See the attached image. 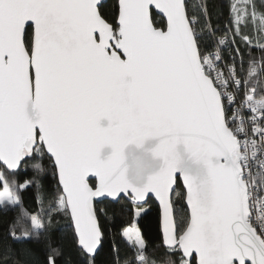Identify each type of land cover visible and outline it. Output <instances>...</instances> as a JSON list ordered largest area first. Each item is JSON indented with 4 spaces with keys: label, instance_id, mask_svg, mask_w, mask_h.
Masks as SVG:
<instances>
[{
    "label": "snow or ice",
    "instance_id": "obj_1",
    "mask_svg": "<svg viewBox=\"0 0 264 264\" xmlns=\"http://www.w3.org/2000/svg\"><path fill=\"white\" fill-rule=\"evenodd\" d=\"M0 189V264H264V0H0Z\"/></svg>",
    "mask_w": 264,
    "mask_h": 264
},
{
    "label": "trees",
    "instance_id": "obj_2",
    "mask_svg": "<svg viewBox=\"0 0 264 264\" xmlns=\"http://www.w3.org/2000/svg\"><path fill=\"white\" fill-rule=\"evenodd\" d=\"M112 0H108L107 3H111ZM193 7L200 11L201 9L207 11L210 14L211 22L219 29H223L227 24V13H228V3L229 0H190ZM239 2V0H237ZM259 57V53H255ZM2 190V189H0ZM39 200L36 198L34 192H28L25 194V205L26 208L30 209L32 212L39 210ZM117 215L114 218H110L106 224V227L110 231L109 239L105 244V249L101 252L98 258V264H104L105 257L109 254V248L113 244L119 245L121 249V255L129 253L125 241L126 237H122L123 230L132 226L135 221H137L138 227L141 229L142 234L145 237H155L159 230V219L157 213L153 210L144 217L142 220L134 219L130 214L120 213L119 205L115 206ZM7 217L0 216V229L3 228L7 221ZM63 223V222H61ZM68 231L66 228L59 232V237H63L64 233ZM128 244H131L128 241ZM37 249H40L41 245H35Z\"/></svg>",
    "mask_w": 264,
    "mask_h": 264
},
{
    "label": "rangeland",
    "instance_id": "obj_3",
    "mask_svg": "<svg viewBox=\"0 0 264 264\" xmlns=\"http://www.w3.org/2000/svg\"><path fill=\"white\" fill-rule=\"evenodd\" d=\"M130 227H138V225H137V221H135L134 222V224L132 225V226H130ZM127 239V238H126ZM130 243H131V241H129Z\"/></svg>",
    "mask_w": 264,
    "mask_h": 264
},
{
    "label": "water",
    "instance_id": "obj_4",
    "mask_svg": "<svg viewBox=\"0 0 264 264\" xmlns=\"http://www.w3.org/2000/svg\"><path fill=\"white\" fill-rule=\"evenodd\" d=\"M108 0H106V2H107Z\"/></svg>",
    "mask_w": 264,
    "mask_h": 264
}]
</instances>
